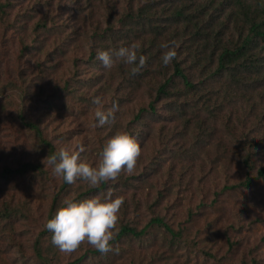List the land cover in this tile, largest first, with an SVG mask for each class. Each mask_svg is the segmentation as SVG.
<instances>
[{
	"label": "rangeland",
	"instance_id": "obj_1",
	"mask_svg": "<svg viewBox=\"0 0 264 264\" xmlns=\"http://www.w3.org/2000/svg\"><path fill=\"white\" fill-rule=\"evenodd\" d=\"M12 1L17 6L11 13L3 15L11 17V21L40 0ZM42 1L45 5L54 3L42 14L48 12L65 21V13L72 12L65 6L68 5L65 0ZM38 11L36 6L29 13L34 17L31 28L42 15ZM20 28L5 25L0 16V86L22 71L28 80L33 81L27 103L18 100V90H13L12 95L7 92L5 101L0 99V169L4 166L13 168L28 161L42 163L46 158L45 149L40 147L32 133L23 130L13 120L11 114L19 109L30 122L40 126L56 151L60 147L76 151L78 146L84 145L86 151L81 153V159L94 165L102 146L116 131L133 133L132 115L147 102L146 97L140 96L135 102L124 105L120 108V117L103 127H93L96 121L92 99L101 97L105 110L112 107V100L100 90L93 94L97 88L88 89V79L98 69L85 59L89 51L85 36H78L79 45L69 53L59 54L54 62H49L51 68L45 66L46 78V73H38L36 68L38 62L45 60L44 53L32 51L21 56L18 43L23 35ZM76 59L78 77L74 82L73 61ZM68 79L71 85L63 90L62 85ZM78 79L84 82L80 83ZM76 87L79 89L73 90ZM82 94L85 98L79 97ZM250 99L251 104L255 103L254 96ZM177 125L160 121L149 124V131L143 130L148 139L140 140L141 155L134 173L122 172L120 175L135 177L130 178L127 188L119 176L116 181L108 182L105 191L82 196L90 188L86 183L77 180L75 184H66L62 188L63 180L55 177L47 166H44L45 175L37 178L0 181V264H44L34 254L36 240L48 264H67L84 254L85 258L79 264H264V182L254 180L249 188L223 190L225 186L244 180L247 170L229 149L226 153L220 152L218 148L223 147L214 145L210 148L208 143L201 148L186 144L191 155L183 159L188 161L184 163L188 171L181 178L180 172H174L182 167L179 164L182 160L173 145L178 136L175 132H181ZM260 125L264 128V123L248 124L251 130L249 139L252 143L257 141L249 162L252 177H255L256 170L264 167V129L259 131ZM217 133L209 142L224 145L228 133L222 129H217ZM109 190L113 198L124 197L118 213V228L127 225L139 230L151 218L160 217L174 231L181 232V237L172 240L162 228L152 226L143 237L121 238L112 244L113 251L107 254H89V250L96 249L86 242L71 254L54 247L52 233L45 228L51 207L55 215L68 197L78 201L106 194ZM6 208L14 211L9 218Z\"/></svg>",
	"mask_w": 264,
	"mask_h": 264
},
{
	"label": "trees",
	"instance_id": "obj_2",
	"mask_svg": "<svg viewBox=\"0 0 264 264\" xmlns=\"http://www.w3.org/2000/svg\"><path fill=\"white\" fill-rule=\"evenodd\" d=\"M65 2L68 3L65 6L72 10L65 13V21L48 12L42 14L44 9L54 4L48 2L45 5L42 0L11 21V17L6 15L17 5L12 0H0V16L5 25L21 27L20 33L23 36L19 35L18 43L21 56L34 51L44 53L45 60L48 59L38 62V73L45 72L47 78L45 66L51 68L49 62H54L59 54L69 53L75 45L78 46V36L83 34L89 42L85 59L98 69L89 77L88 89L97 88L93 94L100 90L103 95H110L112 105L115 103L119 106L114 119L120 117V108L124 105L135 102L140 96L146 97L147 102L140 105L132 115L130 125L133 133L128 132L133 137L137 131L135 139L138 144H141L140 140L144 142L148 139V134H144L143 130L149 124L160 121L171 125L178 123L181 132H175L178 136L173 145L182 160L179 161L182 167L174 172H180L181 178L188 171L184 165L188 161L183 159L191 155L189 149L185 148L186 144L201 148L208 143L210 148H214V145L223 147L218 148L220 152L226 153L229 149L237 157V162L247 170L244 180L230 187L225 186L223 190L249 188L254 180L264 182V167L256 170L255 177L250 176V156L257 141L252 143L248 137L251 131L249 123H264V0ZM36 6L40 10L39 15H42L31 28L30 23L34 17L29 13ZM133 42L140 44L138 55L146 57L145 66L137 74L131 72L132 66L123 63L106 69L97 59L98 50L118 49ZM167 42H175L177 56L169 66L164 67L160 60L164 49L159 45ZM73 62L76 76L74 82H77L78 61L76 59ZM24 73L18 72L12 80L8 79L6 85L0 86V99L5 101L7 92L12 95L13 90H18V100L23 104L29 101V88L33 86V81L28 80ZM78 82L84 81L78 79ZM70 85L69 79L64 81L63 90ZM76 89L79 87L73 90ZM83 94L79 97L85 98ZM251 96L255 97V103L251 104ZM14 112L11 114L13 120L23 130L32 133L40 147L45 149L46 157L54 154L55 145L43 135L40 126L30 122L22 109ZM259 127V131L264 129L261 125ZM217 129L228 133V141L224 145L212 142L218 134ZM40 175H45V169L38 162L28 161L13 168L4 166L0 169V181L30 176L37 178ZM120 178L127 188L130 178L135 177ZM66 184L63 181L62 188ZM107 185L101 183L97 188L90 187L82 196L103 192ZM55 200L56 197L53 204ZM53 210L52 206L47 220L54 216ZM5 212L9 218L14 211L6 208ZM152 226L162 228L172 240L181 237V232L170 228L164 219L153 217L139 230L127 225L120 226L118 234L110 243L112 245L123 237H143ZM33 246L37 259L48 264L39 250V241L36 240ZM88 253L98 255L100 252L89 250ZM84 258L85 254L67 264H79Z\"/></svg>",
	"mask_w": 264,
	"mask_h": 264
},
{
	"label": "clouds",
	"instance_id": "obj_3",
	"mask_svg": "<svg viewBox=\"0 0 264 264\" xmlns=\"http://www.w3.org/2000/svg\"><path fill=\"white\" fill-rule=\"evenodd\" d=\"M159 46L164 49L160 60L167 67L177 56L175 42L162 43ZM139 49L140 44L133 42L118 49L98 50L97 59L106 69L123 63L132 66L131 72L137 74L146 64V57L138 55ZM92 104L95 106L96 121L93 127H103L110 123L119 111V106L115 103L105 110L101 97L93 98ZM85 151L84 145L78 146L76 151L60 147L42 163L51 169L55 177L67 184H75L80 180L91 188H97L101 183L116 181L122 172L133 174L141 155L137 141L127 131L122 130L116 131L105 142L94 165L81 159V153ZM123 204L124 197L113 198L111 190L106 194L78 201L72 197L66 198L45 224L46 230L52 233V245L65 254L75 252L85 242L101 254L113 251L110 242L119 232L118 213Z\"/></svg>",
	"mask_w": 264,
	"mask_h": 264
}]
</instances>
